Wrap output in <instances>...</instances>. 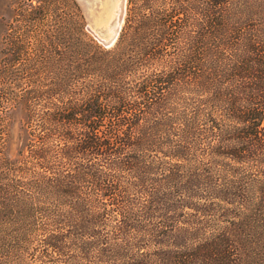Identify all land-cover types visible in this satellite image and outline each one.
Instances as JSON below:
<instances>
[{
    "label": "trees",
    "instance_id": "1",
    "mask_svg": "<svg viewBox=\"0 0 264 264\" xmlns=\"http://www.w3.org/2000/svg\"><path fill=\"white\" fill-rule=\"evenodd\" d=\"M37 2L1 50L27 120L0 149V264H260L264 0H127L110 47L77 0Z\"/></svg>",
    "mask_w": 264,
    "mask_h": 264
},
{
    "label": "rangeland",
    "instance_id": "2",
    "mask_svg": "<svg viewBox=\"0 0 264 264\" xmlns=\"http://www.w3.org/2000/svg\"><path fill=\"white\" fill-rule=\"evenodd\" d=\"M22 0H0V63L6 61V57H12L13 49L8 53H3L1 51L3 47L5 46V38L8 33L15 35H20V33L25 26L26 21L23 19V16H20L17 14L18 12V2ZM38 0H33L34 3H38ZM82 8V11L85 15V29L88 31L90 35H92L94 38H96L97 41H99L101 44H103L106 47L112 46L115 42L107 46L101 41L98 37V35L104 39H109L115 34L114 26L116 22H113L115 17H117V11L119 10V6L121 4L122 0H77ZM124 1V20L126 16L127 11V0ZM56 6V5H55ZM54 6V7H55ZM72 6L69 7L67 10L69 13V17L71 15ZM57 14L59 13L57 9ZM56 12H53L50 16L51 18L49 20L44 21V24L42 26H38L36 28H47L55 25L56 17L54 16ZM121 26V28H122ZM28 26H26L27 28ZM54 27V26H53ZM71 30L72 29V26ZM121 30V29H120ZM120 33V31H119ZM33 32H31V35ZM35 37H31V42L34 41V44H30V52L31 56L28 58H19L18 60L21 62H28L30 64H38L40 59H38V56L43 53L44 50H42L41 46L42 44L37 45L35 38L43 39L42 43H45V47H47L48 43V37L46 33H43L42 31L35 33ZM119 35V34H118ZM118 37V36H117ZM34 45V47H33ZM53 60H57L58 58L56 55L52 58ZM43 62V61H42ZM38 77H40L38 83L46 89L47 83L51 81L50 73L49 71L45 69H40L37 73ZM42 79V81H41ZM1 81V80H0ZM3 85V82H0V88ZM10 103L3 102L0 100V149L5 145V151L9 155H14L19 147V136L23 133H25V129L23 127V124L27 120V114L24 107H19L12 109V106L9 107ZM206 200L209 199H217L212 198L210 195H206ZM206 207L205 210H203V213H208L212 211L219 210L217 205L215 204H204ZM215 206V207H214ZM210 208V209H209ZM206 218V217H205ZM208 231H212V228L209 227ZM209 233V232H208ZM260 264H264V246L261 249L260 252Z\"/></svg>",
    "mask_w": 264,
    "mask_h": 264
},
{
    "label": "water",
    "instance_id": "3",
    "mask_svg": "<svg viewBox=\"0 0 264 264\" xmlns=\"http://www.w3.org/2000/svg\"><path fill=\"white\" fill-rule=\"evenodd\" d=\"M124 15H125V11L121 14L120 17H115V19H114L113 22H116V23H117V26H116V28H115V29H116V34H114L111 38H109V39H104V38H102V37H99V35H98L99 39H100L101 41H103V43H104L105 45L110 46V45H112V44L115 42V40L117 39V36H118L119 31H120L121 26H122V22H123V20H124Z\"/></svg>",
    "mask_w": 264,
    "mask_h": 264
},
{
    "label": "bare ground",
    "instance_id": "4",
    "mask_svg": "<svg viewBox=\"0 0 264 264\" xmlns=\"http://www.w3.org/2000/svg\"><path fill=\"white\" fill-rule=\"evenodd\" d=\"M124 9H125L124 8V1L122 0L121 1V4L119 6V10L117 11V17H120L121 16V14L124 12ZM116 26H117V23L115 24L114 29L116 28ZM115 34H116V29H115Z\"/></svg>",
    "mask_w": 264,
    "mask_h": 264
}]
</instances>
